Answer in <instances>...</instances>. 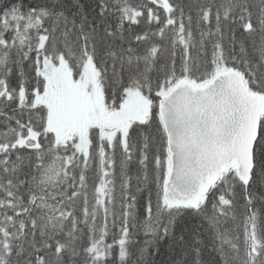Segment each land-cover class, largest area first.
<instances>
[{"label": "snow or ice", "instance_id": "snow-or-ice-1", "mask_svg": "<svg viewBox=\"0 0 264 264\" xmlns=\"http://www.w3.org/2000/svg\"><path fill=\"white\" fill-rule=\"evenodd\" d=\"M0 264H264V0H0Z\"/></svg>", "mask_w": 264, "mask_h": 264}, {"label": "trees", "instance_id": "trees-1", "mask_svg": "<svg viewBox=\"0 0 264 264\" xmlns=\"http://www.w3.org/2000/svg\"><path fill=\"white\" fill-rule=\"evenodd\" d=\"M166 248H167V245H165L164 248L162 249V253L163 254L158 259L164 260V261H167L169 259L168 254H167V251L165 250Z\"/></svg>", "mask_w": 264, "mask_h": 264}]
</instances>
